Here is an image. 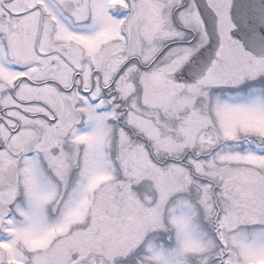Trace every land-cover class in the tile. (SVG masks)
<instances>
[{
  "label": "snow or ice",
  "instance_id": "snow-or-ice-1",
  "mask_svg": "<svg viewBox=\"0 0 264 264\" xmlns=\"http://www.w3.org/2000/svg\"><path fill=\"white\" fill-rule=\"evenodd\" d=\"M0 264H264V0H0Z\"/></svg>",
  "mask_w": 264,
  "mask_h": 264
}]
</instances>
